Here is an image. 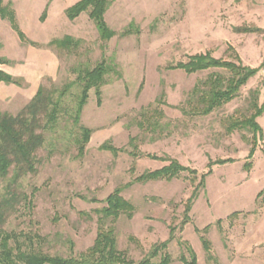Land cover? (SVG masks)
<instances>
[{
  "label": "rangeland",
  "instance_id": "rangeland-1",
  "mask_svg": "<svg viewBox=\"0 0 264 264\" xmlns=\"http://www.w3.org/2000/svg\"><path fill=\"white\" fill-rule=\"evenodd\" d=\"M79 1L1 0L14 22L0 17L5 60L0 70L13 81L0 83V112L17 115L40 85L55 98L70 87L54 128L42 131L36 173L14 187L9 186L12 171L0 180V207L13 198L12 207L2 206L0 235L11 236L10 247L78 258L93 245L96 211L118 189L133 207L132 217L121 214L106 226H113L116 248L127 260L137 263L166 242L153 263L168 255L170 264H182V256L190 260V248L197 264H264V111L256 118L251 158V134L226 131L230 118L248 116L254 91L264 107L259 69L264 0H109L104 22L115 36L108 42L99 39L87 12L67 17ZM129 25L133 33L122 36ZM65 37L80 43L69 49L50 46ZM206 53L258 71L231 102L208 116H187L178 107L185 106L195 86L212 73L228 76L221 70L188 75L175 69ZM102 60L110 70L100 103L91 90L81 113L79 125L91 135L80 157L79 129L72 121L80 92L77 72ZM153 110L163 113L157 118L160 127L142 128ZM130 138H135L136 158ZM105 143L116 154L100 150ZM159 158L173 159L195 174L137 182L168 164Z\"/></svg>",
  "mask_w": 264,
  "mask_h": 264
},
{
  "label": "trees",
  "instance_id": "trees-1",
  "mask_svg": "<svg viewBox=\"0 0 264 264\" xmlns=\"http://www.w3.org/2000/svg\"><path fill=\"white\" fill-rule=\"evenodd\" d=\"M109 0H80L73 7L66 11V15L70 20L76 19L81 13L87 12L88 18L93 22L97 29L99 39L102 42H108L115 33L110 31L104 22V14L108 7ZM9 17L11 23L14 22L12 13L7 7H3L0 0V17ZM131 26L121 35L128 36L132 34ZM80 41L65 37L60 41L50 43L51 47L58 49H69L77 47ZM236 60V58L234 57ZM5 63L0 58V65ZM175 69H181L188 75L204 72L208 70H221L228 74L222 76L217 73L209 75L208 79L194 87L189 98L185 101V106L178 107L179 111L184 115L192 116H208L223 105L234 100L240 89L246 85L248 80L255 76L258 69H251L243 66L239 62L225 61L213 58L210 54H200L189 57L186 63H179ZM264 71V58L259 67ZM110 68L104 60L95 65L92 69H80L77 72V82L80 86V92L76 100L74 111L72 112V121L79 129V137L76 140L77 156H83L86 146L89 143L91 131L79 125V120L83 108L87 104L89 92L94 90L97 103H100L101 88L104 84V77L109 73ZM13 82L11 77L0 70V83ZM264 86V82H263ZM70 85L55 98L53 93L46 90L40 85L29 101V103L15 116L8 113L0 112V180L8 178L12 171L10 187H14L18 181L27 174L36 173L37 152L42 148L44 136L42 131L47 128L53 129L57 123L58 116L62 111L61 101L65 93L69 90ZM254 97L250 102V113L243 119L230 118L228 120L226 131L232 133L234 131H248L252 136V149L247 158H251V153L255 150L256 133L259 128L256 118L264 111V107L258 104V92H253ZM162 104L161 99L157 101ZM151 114L144 117L140 126L149 130L159 128L160 125L157 118L163 117L162 111L153 110ZM129 147L134 152L131 156L136 158L138 153L136 150L135 138H130ZM100 150H108L116 154V150L109 144H103ZM149 157V156H148ZM157 159V158H152ZM163 162H167L166 166L152 171L146 172L139 176L137 182H148L157 180H172L179 174L187 172L195 174L194 170L181 166L173 159L159 158ZM223 162V161H219ZM197 192L194 191V194ZM12 200H5L2 206L12 207ZM0 207V232L4 225V210ZM188 206L184 211V222L187 220ZM98 214L97 224L98 230L93 245L83 255L78 258L60 256H50L41 252L32 250H22L18 244L14 247L9 246L10 235H0V264H170L168 255L160 258L158 263H153L152 259L157 257L161 248L166 247V242L160 246H156L149 253V256L137 263L127 260L122 252L116 248V239L114 236L113 226H106V222L116 221L121 214H125L128 218L132 217L133 207L124 200L120 194V190L116 189L105 199V206L96 211ZM203 246L208 250V245L204 242ZM190 260H186L184 256L180 258L182 264H197L193 251L188 248Z\"/></svg>",
  "mask_w": 264,
  "mask_h": 264
}]
</instances>
